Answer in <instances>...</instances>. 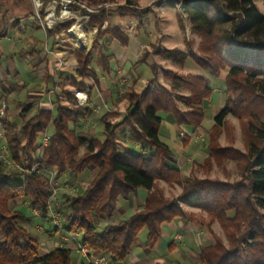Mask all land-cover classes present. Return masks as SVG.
Instances as JSON below:
<instances>
[{"label":"trees","instance_id":"obj_1","mask_svg":"<svg viewBox=\"0 0 264 264\" xmlns=\"http://www.w3.org/2000/svg\"><path fill=\"white\" fill-rule=\"evenodd\" d=\"M175 1L181 3L191 32L200 41L196 48L193 42H186L185 51L161 50L157 54L178 66L190 61L213 78L226 72L224 82L228 98L208 132L204 166L208 167L211 160L216 165L234 161L239 180L224 183L192 178L181 182L175 158L159 141L160 115L169 117L178 127L190 129L191 134L201 127L204 104L213 92L205 76L179 75L163 70L162 75L171 83L168 90L151 85L140 93H129L130 105L122 122L118 125L103 123V140L77 135L72 125L77 123L78 112L62 106L60 94L54 97V109L38 107L28 118L26 115L32 110L33 103L24 106L19 114L20 126L0 117V131L10 158L21 167H31L40 143L38 138L49 130L50 136L39 157L43 169L74 177L87 170L94 171L92 180L78 190L76 196L63 192L57 210L63 216L65 232H80L83 242L95 254L108 257L113 264H124L128 260L135 240L143 230L146 231V250L150 252L161 235L162 225L184 218L177 200L190 195L209 221L217 222L226 240L224 244L213 236L212 244L199 252L202 264H264V126L259 127L253 121L260 116L256 100L260 99L264 106V16L258 13L251 0ZM101 2L91 0L90 4ZM116 12L120 16L138 17L148 10L138 11L132 0H126ZM100 13L98 18L94 15L89 18V26L97 25L98 34L105 17L104 10ZM226 21L231 25L225 35L221 25ZM71 23L70 19L57 21L46 29V33L52 36L59 28H69ZM101 33L118 40L121 45L127 44L119 27L107 28ZM3 37H6L5 29L0 28V38ZM73 54L78 72L84 74L89 55L76 49ZM109 60V57L102 58L105 72H109ZM149 69V83L153 84L156 77L154 65ZM46 79L53 89L59 86L50 76ZM179 91L186 92V95L175 94L174 97V92ZM67 96L69 99L70 95ZM231 114L248 120L242 131L245 140L249 139L245 153L231 147L221 148L217 143L220 129L226 126L225 117ZM119 125L128 126L129 138L139 143L137 153L123 150L127 144H123L116 134ZM81 149L84 152L79 155ZM19 177H22L21 181H9ZM158 181L180 184L178 199H167L160 191L154 190ZM138 190L146 192L141 209L127 219L111 223L117 202L131 198ZM48 195L44 173L7 172L0 166V264H72L73 251L70 249L56 247L39 256L43 238L33 237L24 226L35 227L34 217L21 209L13 211L8 206L15 200H26L28 210L37 208L42 211L37 222L48 228L51 227L46 217ZM51 228L44 232L58 233Z\"/></svg>","mask_w":264,"mask_h":264},{"label":"crops","instance_id":"obj_2","mask_svg":"<svg viewBox=\"0 0 264 264\" xmlns=\"http://www.w3.org/2000/svg\"><path fill=\"white\" fill-rule=\"evenodd\" d=\"M46 1L49 0H45V3L41 8L33 9V5L27 3L29 2V0H0V9L4 11V13H2V17L0 16V28L5 29L6 33V37L0 38V44H2L3 41H6L10 44V46L7 44L0 45V63L3 59L7 58V60L5 59L7 62V66H5L6 68L4 69V80L9 83L10 89L8 93H11L3 94V101L0 104V110L1 108H4L3 116L5 114H8V108H10L11 110L12 107L20 103L9 100L8 98L12 96L15 97V95L23 89H26V100L30 101L28 104L33 103L32 111L33 109L35 111L38 107L49 110L54 109V106L52 105L54 97L56 94H60V104L62 106L76 109L78 112L79 118L76 121L77 123H75V125H72L73 129L78 136L90 139L94 138L95 135L99 133L98 126H100L104 122L118 124L122 121L123 116L126 115V112L129 109V93H138L148 88L149 81L151 79V73L149 69V66L151 64H159L163 70L175 72L179 75L202 76L201 74H199V72H197V70L199 69L196 68L190 61H187L182 66H179V71L177 72L168 68L167 62L170 60L158 58V54H154L155 61L152 63H148V61L143 60V56L147 54V50L151 48V45H153L154 43L157 44V46L160 45L164 50H172L171 47L163 48V46L165 45V41L172 38L170 28L167 27L166 21L163 19V16L165 15L164 7L161 5L159 12L150 10L151 7H153L157 2L161 1L163 3L167 0H150L147 4H150L149 7H146V5L145 7H140L136 4V2H134V0H132V3L134 2L133 7L135 9H137L138 11L147 9L148 12L140 14L138 17H133L130 15L120 16L116 14L120 18H132L139 20V22L135 25L136 31L134 34L128 32L126 28L120 27L118 25L115 26L113 24L116 15H113L112 12H116L115 6L118 7L124 5L126 3V0H115L116 2H112L111 0H103V2L99 4H90L91 0H82L84 3H87L86 6L89 9L96 12L94 14L88 15L83 10H72V16L70 18V20H72V23L70 26H72L73 29H77V39L81 40L82 47H78L75 45L74 36H72L71 34L73 29L71 30V32H69L70 34L68 33L67 29H62V32L65 34L66 40L70 42L72 46H74L73 49L85 52L89 55V51L87 48L89 46V43H91L90 36L92 35L93 31H98V26H89L87 25V21L92 15L98 18V13H100L101 10H104L106 18L103 20L100 29H103L108 25H110V28L119 27L122 33L127 38V44L121 45L118 40L106 34H103V39L106 40V45L105 47H102L104 49L101 48L102 51L99 56V66L97 69L92 68L90 66L89 60L87 71L84 74H80L78 72V63L76 57L74 60V64L76 66L75 67L72 64H68L61 58V51L47 49V45L51 44L53 36H48L46 30L44 29L45 31H43L42 28H40L41 20L45 13H55V15H57L58 12L57 8L53 4ZM18 7L21 11H25L22 14L16 15V17H14L16 20H13V18L11 17V19H9L10 25L9 27H7L4 21L5 14H7V16L8 13L13 15V11H15ZM179 10L182 11V6H180ZM149 13L154 14L156 21H148L143 23V16ZM29 20L32 22H37L38 24V27H35L34 29L33 25L32 30H42V42L38 40L34 35H22L25 32L24 30H22L20 24L21 22ZM187 23L188 25H190L188 20ZM176 25L178 26L179 32L185 36L184 40L181 41L182 47L176 50L185 51L186 42L194 43V38H192L193 35L191 34V28L189 26V34H187L184 21L182 17L178 15H176ZM144 26L147 28V30H145L146 32L144 34H140L139 31L142 30ZM152 28H154L155 32L152 30ZM12 32L19 35L15 42H13L11 38H9V33ZM24 39H28L27 41L29 42L27 44L28 46L32 47H28V49H25L27 48V46L23 45L22 47L21 45L19 47V44ZM38 43H42V51L37 53L35 52V50ZM15 45H18L17 49L14 48ZM24 49L25 51H23ZM16 55H19L22 60H25L23 61L24 64H22L20 67H16L14 65L9 67L8 58L11 59V56ZM103 57L110 58L108 62L109 72L103 71ZM67 70L75 71L79 78L67 76ZM142 72L146 74L145 77L144 73ZM46 76H50L55 83H58L59 86L56 87V89H53L50 86V83L48 84ZM225 76L226 72H221L216 78H212L213 82L207 77L209 79V86L211 88L212 83L215 85V87H218L220 83H223L225 96L222 95L220 88L219 90H214V88H212L213 92L210 98L204 104V118L206 117L207 113L208 115L210 114L212 109H220L221 111L224 108L225 102L227 100L225 94ZM11 79H14V81L12 82ZM141 85H144L145 88L138 91L137 87L141 88ZM121 86L124 88L126 87L127 91L124 93L121 92ZM164 86L168 87V85L165 84ZM180 92H178V94L186 95V92ZM67 95H70L69 99L67 98ZM7 104L9 105V107ZM23 104L18 106H23ZM181 110H184V108L182 107ZM19 114L20 113H17L18 116ZM217 115L215 114V116L213 117V125L214 118ZM160 116L162 118V124L165 123L166 126L165 132L161 131V124L158 136L159 141L168 147L169 151L175 158L176 165L181 172V182H186L192 178L200 180H219L224 183L233 182L227 181L223 176L221 178L217 177V175L213 173V170L215 168H218L217 170L222 175L226 173L224 171V163H226L227 161H224L220 165H216L215 163H213L210 170L207 171V168L203 169L204 164L202 165L201 163L193 160V157H195L196 155L199 157L202 155L201 160L203 162V160L207 156L206 145L209 131L206 133H200V127L192 134V139L189 136V138H186V141H183V143L181 144L178 143L176 137L177 132L183 131L184 127H178L167 116ZM7 119L13 122L10 118ZM213 125L211 126V128L213 127ZM126 127L127 130L120 136L122 139L125 136H128V126ZM221 136L222 135H220L218 138L219 142ZM191 140L192 145L190 147L189 143ZM171 142L175 144V147L176 144H179L180 147H176V151L178 152H172L170 146ZM187 147H190V149L188 150L189 154L187 152V154L184 156ZM124 149L138 150V148L132 147L130 145L123 146V150ZM183 173H185L188 177L186 180H183L182 178ZM161 184L167 186H176L178 188V192L171 196L169 195V192H165L162 189ZM156 185L155 187L160 190L155 189V187L154 190L160 191L164 197L178 199L181 194L180 184L158 181ZM145 196V191L138 190L137 193L131 198L122 200L121 204L116 207L118 208L119 215L117 222L127 219L129 216L139 211L141 209V206L144 204ZM177 204L181 211L184 213V218H177L168 224H163L161 227V235L150 252H147L146 250V235H144L143 246L141 248H139L140 246L135 247V250L132 248L129 258L124 264H202L199 261V252L202 248L212 244L213 236H216L217 238L222 240L224 244H226L224 234L216 222L208 225V227H205L203 223L208 218L206 214L196 205L193 195H190L183 200H177ZM47 241V238H45L43 243H47ZM56 242H59V239ZM42 251H44L45 253L48 252L45 249ZM71 256L73 257V260L76 264H82V260L75 252H73Z\"/></svg>","mask_w":264,"mask_h":264},{"label":"rangeland","instance_id":"obj_3","mask_svg":"<svg viewBox=\"0 0 264 264\" xmlns=\"http://www.w3.org/2000/svg\"><path fill=\"white\" fill-rule=\"evenodd\" d=\"M34 1L35 0H29V2H27V3L28 4H32L33 5V9H38L35 6ZM111 1L112 2H116L115 0H111ZM149 1L150 0H134V2H136V4L138 6H140V7H145V5H146V7L147 6L149 7L150 4L147 5ZM251 1L255 5L258 13L260 15L264 16V0H251ZM47 2L48 3H51L49 1H47ZM102 2H103V0H102ZM84 4H85V6L87 5V3H84ZM161 5L165 9V15L163 16V19L166 21L167 27L170 28V32H171V35H172V38L167 39L165 41V45L163 46V48L171 47L172 49L173 48L174 49H180L182 47L181 41L184 40V37L185 36L182 33H180L179 30H178V26L176 25V15L182 17V19L184 21V25L186 27L185 29L187 31V34H189V26L190 25H188V23H187L186 15L184 14V12L182 13L183 10L182 11L179 10L181 4H178L177 2L172 1V0H167V1L163 2V3L161 1L160 2H157L153 7H151L150 10H152V11L155 10L156 12H159ZM115 7L117 8V6H115ZM24 11H21L19 9V7H18V8H16L15 11H13V13H12L13 15H11L10 13H8V16H7V14H5L4 21H5L6 26L9 27V25H10V22H9L10 20L9 19H11V17L13 18V20H16L14 17H16V15L22 14ZM0 13H1L0 16L2 17V13H4V11H2L0 9ZM112 13H113V15H116L117 14V12H112ZM98 15H101V13H98ZM117 15L115 16V21H114L113 24L115 26L118 25L120 27L126 28L128 30V32H131V34H134L135 31H136L135 25L139 22V20L132 19V18H120ZM104 16H105V13H104ZM18 17H20V16H18ZM105 18H106V16L104 17V19ZM148 21L149 22L150 21H152V22L153 21L154 22L156 21L155 20V16H154L153 13H149V14L143 16L142 22L144 23V22H148ZM20 25L22 27V30H24V32H25L22 35H24V36L25 35L27 36L29 34L34 35L38 40H40L42 42V40H43V33L41 31L42 30L45 31L47 28L44 30L43 27H40V28H42V30H32V26L34 25V27H33V29H34L35 27H38V24H37V22H32L30 20L29 21H25V22H21ZM87 25H89V20L87 21ZM230 25H231V22L230 21H226L224 24L221 25V30H222V32L225 35L229 33ZM107 28H110V25L106 26L103 29H100L99 30V34H98V31L97 32L93 31L92 35L90 36L91 37V43H89V46H88L87 49H88L89 55H90V59H89L90 60V66L92 68H94V69H97L98 68L99 63H100V57L99 56H100V53L102 51L101 48L102 47H105V45H106V42H105L106 40L103 39L104 37H103V34L101 33V31H103V30H105ZM190 28H191V26H190ZM145 30H147V28L144 26V28L142 30H140L139 33L140 34H144L146 32ZM152 30L155 32L154 28H152ZM191 34L193 35L192 38H194V48H196V46L198 45V43L200 41L199 40V37L196 36V34H193L192 32H191ZM18 36L19 35L15 34L13 32L12 33H9V38H11L13 42H15V40L18 38ZM24 36H22V37H24ZM52 36H53V38L51 40V44H48L47 45L48 46L47 49L61 51V53H62L61 54V58L65 62H67L68 64H72V65L75 66V64H74L75 56L72 53L74 46H72L70 44V42H68L66 40V36L62 32V29H60V28L57 29L56 32H54ZM27 40L28 39H24L19 44V47H20V45H21V47H22V45L23 46H27V48H25V49H28V47H32V46H28L27 43L29 41H27ZM6 44L10 46V44L7 43L6 41H3L2 44H0V45H6ZM75 45H76V42H75ZM81 45H82V43H81ZM159 46H157V44H155V43L153 45H151V48H149L147 50V54L145 56H143L144 57L143 60L144 61H148V63L154 62L155 61L154 54H157V52H160L161 50H164V49H162L161 46H160L161 48ZM78 47H82V46H78ZM14 48L17 49L18 48V45H15ZM41 48H42V43H38L35 52H37V53L38 52H41L42 51ZM25 49L23 51H25ZM102 49H104V48H102ZM235 51L238 52V51H241V49H235ZM158 58H161V57L159 56ZM5 59L7 60V58H5ZM5 59H3L1 61V63H0V104L3 101V99H2V97L4 96L3 94L4 93H8L9 92V89H10L9 83L4 80V77H5L4 69L6 68L5 66H7L6 65L7 62H6ZM23 61H25V60H22V58H20L19 55L11 56V59L8 58L9 67H11L13 65L16 66V67H20L22 64H24ZM167 63H168L167 64L168 65V68L170 70L177 71V72L179 71V66H177L175 64H172L170 61H168ZM151 65H154V67H155L156 77H155V80H154L153 84L149 83L148 88L149 87H152V86H154V87L158 86V87H162V88L164 87V88H166L168 90L169 85L171 83L169 82V79L167 80V78H165L162 75L163 74L162 73L163 69L161 68V66L159 64H151ZM197 72H199V74H201L202 76L208 77L209 79H211V81L213 80L212 79L213 77H211L207 72L201 71L200 69L197 70ZM67 73H68L67 76H73L75 78H79L78 75H77V73L75 71L67 70ZM142 73H144V72H142ZM145 76H146V74L144 73V77ZM11 80H12V82L14 81V79H11ZM159 80H161V81H159ZM163 83L165 85H168V87H165ZM211 86H212V88H214V90H219V88H220L222 95H224V86H223V83H220L218 87H215V85L213 83L211 84ZM120 88H121V92H123V93L127 91V88L126 87L124 88V87L121 86ZM144 88H145L144 85H141V88L137 87V90L140 91V90H142ZM25 90L26 89L21 90L19 93H17L15 95V97L12 96V97H9L8 98L9 100H13L14 102H20V103H18L14 107H12L11 110H10V108H8L7 109L8 110V114L7 115L6 114L4 115V117L10 118L18 126L21 125L22 119L21 118H18L19 116L17 115V113H20L21 110L24 108V106L28 105V103L30 102L29 100H26V91ZM138 93H140V92H138ZM8 94H11V93H8ZM175 94H178V92H174L173 96ZM178 96L182 97L180 94H178ZM174 97H176V96H174ZM229 97L231 99V96L230 95H229ZM212 101H213V99H212ZM256 102H257L256 109H258V112L260 113L259 114L260 116L256 117L257 119H253V121H254V123L257 126L260 127V126H264V108H263L264 106L262 105V102H261L260 99L256 100ZM21 104H23V106H20L19 107L18 105H21ZM8 107H9V105H8ZM179 107L182 108V106H179ZM219 111H220V109H217V110H213L212 109L209 115H208V113L206 114V117L204 118V121H203V123L201 125V128L199 130L200 133L201 132L206 133V132L209 131V129L213 125V117L215 116V114L217 115ZM33 112H34V109H33V111L31 110L26 115V118H28ZM0 117H3V115L2 116L0 115ZM26 118H24V119H26ZM123 118H124V116H123ZM247 121L248 120L246 118H237L236 116H234L232 114L226 116L225 117V120H224L226 126L224 128H221L220 129V132H219V135H218V138H219L220 135H222L221 138H220V142L217 139L218 145L221 148H226L225 146H227V147H231L233 149H236L237 151H239L241 153H245L246 152V148H247V143H248L249 139L247 138L245 140V136L243 135V132L242 131L246 129V122ZM120 123H118V124H120ZM111 124H113V123H111ZM118 124H114V125H118ZM165 126H166L165 123H163L162 124V127H161V131H164L165 132ZM98 130H99V133L97 135H95L94 138L99 139V140H103L104 139L103 124H101L100 126H98ZM126 130H127V127L126 126H120L119 125V127L117 128L116 134H117V136H119L120 140L122 139L120 136ZM180 132L184 133V137L178 139L177 137L179 136V133ZM224 134H225V136H224ZM189 136L192 139V136L193 135L191 134L190 129L183 128V131L177 132L176 140L178 141V143H181L182 144L183 141H186L185 140L186 138H189ZM126 137L129 138V136H125L124 138H126ZM124 138L121 141H123ZM40 139L41 138L39 137L38 138V141L39 142L41 141ZM121 141H120V145H121L120 147L122 148V143L123 144H125V143L124 142L121 143ZM189 144H190V147H191L192 140L190 141ZM127 145H130V144H127ZM170 146H171V150H172L173 153L178 152V151H176V147L177 148L180 147L179 144H176V147H175V144L173 142L170 143ZM190 147H187L186 148V152H185L184 156L187 154V152L190 149ZM125 150L132 151L134 153H137L138 152V150H135V149H125ZM139 151H141V149H139ZM83 152H84V149H81L79 155H81ZM188 154H189V152H188ZM201 158H202V155L200 157L196 155L195 157H193V160H195L196 162L201 163L203 165V164H205V160H206L207 156L205 157V159L203 160V162H202ZM213 163L214 162L211 160L210 165L208 167L203 166V169H206L207 168L206 169L207 171L210 170V168L213 165ZM217 169L218 168H215L213 170V173L216 174L217 177H220L221 178L223 176L227 181H233V182L240 179V175H239L238 169L236 167V163L234 161H227L226 163H224V171L226 173H224L223 175ZM50 171L53 174V177H52V185L57 189V195L54 196L55 200L53 198L50 199L49 198V195L47 196L48 197V204L51 205V208H53V210H56L57 208L58 209L60 208L61 202H62V200H60V198H61V195L63 194V192L64 193L67 192L71 196H76L77 195V192L75 193V192H71L69 190H71L73 187H77L78 190H82L92 180V178L94 176V171H91V170H87L85 173H83L79 177L68 176V175H65V174L64 175L63 174L62 175H57L55 170H50ZM197 172H199V171H197ZM45 176H46V179L49 178L47 175H45ZM182 178H183V180H186L188 177H187V175L185 173H183L182 174ZM21 180H22V177H19V178L15 179V180H9V181L16 182V181H21ZM157 185H159V184H157ZM157 187H155V189L160 190ZM161 187H162V189L165 192H169V195H171V196H173V194H175V193L178 192V188L176 186H173V185H168L167 186V185L161 184ZM165 198H167V197H165ZM167 199H171V198H167ZM121 202H122V200H119V202L117 204V207L121 204ZM27 205L28 204L26 203V200H19V201L18 200H15V201L9 202V204H8V206H9V208L11 210L14 211V210H20L21 209L23 212H25V214L30 215L31 213L27 209ZM118 217H119V215H118V208H116L115 213H114V215H113V217H112V219H111L110 222L111 223H117ZM37 220L38 219H36V218L33 219V224H35V227L34 226H29L28 224H25L24 226H25V228H28L30 230V232H31V234H32L33 237H36V238H41V237L42 238H47V240H48L47 243H43V242L41 243L43 245L41 246V249L38 252V254L40 256V255L45 254V252L42 251V250L45 249L46 251L49 252L53 248L56 247L55 244L60 242V237H61L60 235L61 234L58 233V234H55V235L54 234H51L50 235L51 232H49V233L44 232L45 229L48 230V228H51L52 227L51 226L52 224H50L51 227H48L47 228V226H45V225L43 226V224H41L39 221L37 222ZM47 222H49V219L48 218H47ZM212 223H214V222L209 221V219H206V221H204L203 224L205 225V227H208V225H210ZM50 230H52V228ZM98 231H100V230H98ZM144 235H146V231L145 230H143L139 234V236H137V238L135 240V244L133 246V249L134 250L136 249L135 247H139L140 246L139 248H141L143 246V244H144L143 243L144 242ZM58 239H59V242H56ZM80 259L82 260L81 257H80ZM82 262H83V260H82ZM71 263L72 264H76L75 261L73 260V257L72 256H71Z\"/></svg>","mask_w":264,"mask_h":264},{"label":"built area","instance_id":"obj_4","mask_svg":"<svg viewBox=\"0 0 264 264\" xmlns=\"http://www.w3.org/2000/svg\"><path fill=\"white\" fill-rule=\"evenodd\" d=\"M49 1L51 2V4H53L57 8L58 14L55 15V13H45V15L43 16L41 20V23H42L41 27H43L44 29L46 28L50 29V27L56 21L70 19L72 16V10L74 9H77L79 11L83 10L88 15L94 14L96 12L94 10L89 9L87 6H85L82 0H49ZM34 3H35V6L39 9L44 5L45 0H35ZM72 29H73L72 26L67 28L68 33ZM3 113H4V108H1L0 115L2 116ZM49 136L50 135L48 132H45L43 134L41 141L36 149L34 162L32 163L31 167L25 168V167H21L17 165L13 160H11L7 144L3 137V133L0 131V166L9 172H17V173H24V174H30V175L38 174L41 172L44 173L45 175L49 177L47 179L49 198L50 199L53 198L55 200L54 196L57 195V189L52 185L53 174L51 173L50 170L43 169L42 164L39 162L40 154L42 152V149L46 146ZM182 137H184V133L180 132L177 138L179 139ZM123 142L125 143V145L130 144L135 148H139L138 142L131 140L127 137L124 138ZM69 191L76 193L78 189L77 187H73ZM29 211L32 217L36 219H40L42 217V211L40 209L30 208ZM46 214H47L46 217L49 219V223L52 224L51 225L52 229H56L58 233L61 234L60 242L56 244V247H59L65 250L67 249L72 250L73 252L78 254L86 264H113L109 260L108 257L95 254L88 247V245L85 242H83V238L80 232L73 233V234L65 232L64 227H63V222H62V215L58 212L57 209L53 210L50 204L47 205ZM44 239L45 238H43V241ZM42 245L43 244H41V246Z\"/></svg>","mask_w":264,"mask_h":264},{"label":"bare ground","instance_id":"obj_5","mask_svg":"<svg viewBox=\"0 0 264 264\" xmlns=\"http://www.w3.org/2000/svg\"><path fill=\"white\" fill-rule=\"evenodd\" d=\"M76 30H77V29L74 28V29L72 30V32H71V31H70V32H71L72 36H74V39H75L74 42H76V45H77V46H82V45H81V43H82L81 40L77 39L78 31H76ZM74 39H73V40H74Z\"/></svg>","mask_w":264,"mask_h":264}]
</instances>
